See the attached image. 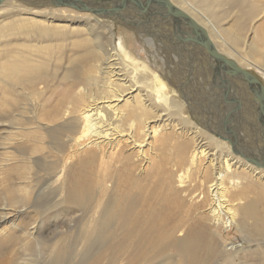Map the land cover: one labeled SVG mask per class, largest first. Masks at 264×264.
<instances>
[{
    "label": "bare ground",
    "instance_id": "obj_1",
    "mask_svg": "<svg viewBox=\"0 0 264 264\" xmlns=\"http://www.w3.org/2000/svg\"><path fill=\"white\" fill-rule=\"evenodd\" d=\"M6 1L0 246L38 248L42 223L65 213L69 229L47 247L51 264H149L173 249L193 264L200 252L205 262L223 253L228 264H243L239 255L251 252L264 264L261 113L248 109L252 121H242V137L232 123L239 122L235 110L230 121L208 111L209 133L183 114V103L166 93L167 84L127 49L112 23L68 5L34 10ZM170 1L206 29L221 54L264 72V0ZM79 3L98 7L100 0ZM160 19L149 29L178 34ZM75 22L83 24H69ZM141 23H134L140 31ZM205 60L198 65L207 73L212 65ZM232 135L239 137L235 147L226 141ZM234 228L249 242L260 237L258 244L220 240ZM7 255L0 254V264H19L18 254Z\"/></svg>",
    "mask_w": 264,
    "mask_h": 264
},
{
    "label": "rangeland",
    "instance_id": "obj_2",
    "mask_svg": "<svg viewBox=\"0 0 264 264\" xmlns=\"http://www.w3.org/2000/svg\"><path fill=\"white\" fill-rule=\"evenodd\" d=\"M15 1L17 5L19 4V5H22L23 7L30 8V9L35 8L36 10L41 9V8H48V7L55 8L56 7L55 5H52V4L44 3L41 5L40 3L38 6H34L33 3L31 2L25 3L23 0H15ZM46 2L50 3L49 1H46ZM7 4H8L7 1H5L0 6L1 7L6 6ZM67 8L73 9L77 12L79 11L74 8H70V7H67ZM79 12H81L82 14L88 13V14H91L92 16L94 15V17H97V18L99 17L102 20L101 21L102 24L112 23L115 26L116 34L124 38L127 49L130 50L137 58H140V61L145 62L148 65L149 69L152 70V72L158 74L157 82L158 83L164 82L167 84V87L165 90L166 93L172 96V98H174L176 101L183 103L184 105L183 110H182L184 112L183 114L189 117L194 122H196L200 126V128L211 133L209 129L206 127L207 124L205 125V119H207L211 113H216V112L217 114L223 113L225 114V117L228 116L226 120L230 121L229 119L234 118V116L231 117L230 115L231 111L236 109L235 113H237L238 119L240 118L241 120L239 119L238 124L234 122L232 123L237 129V134L239 136L242 135V137H245V134L243 133L244 129H242V127H244L242 125V121L243 122L247 120L252 121L251 116L247 114V112H249L248 109L252 110V108L254 107L255 113L258 114L260 112L259 111V106H260L259 99L256 97H254L253 99H249L248 96L244 94L245 93L244 91H246V89L244 88L245 86H240L241 83L239 82V80L241 81V79L233 80V78L230 76L229 78H222L218 72L213 71L214 69L213 67L210 68V71H208L207 73L206 72L204 73L203 71L204 69L202 67H199L201 66V64L198 65L199 64L198 61L205 60V59L207 60V57L200 50L198 46H195L194 44H189L188 42H185V41H180L178 37L179 36L182 37V36L179 35V32L177 34L174 31H173L174 33H169L168 31H165L164 29L160 30L159 32L155 31L152 28L149 29L148 23L151 24V23L157 22L155 18L147 22L141 23V26H145V28L144 30L140 31V29H136V27L134 26V23L136 24V21L129 20V19H133L137 15L131 18L125 17L123 20L121 18L112 19L110 17L97 15L95 13L93 14L92 12L90 13L89 11H86V12L79 11ZM73 16H80V15L73 14ZM137 18H140V17H137ZM126 22L130 24L131 26L133 25L134 28L130 27V25L127 26ZM69 24H73L74 26H81L80 24H83V23L75 22V23H69ZM143 35L144 37H142ZM157 43L159 44V46ZM160 48H162L163 50ZM161 53H162V56H167L164 58L166 59L169 58L167 60L168 62L167 61L164 62L163 59H161L162 58ZM243 69L248 70L249 72L253 73L264 84V78H263L264 72L262 71L261 68L257 66H252V67L243 68ZM209 72H210V75H209ZM211 76L215 79H213ZM215 80L217 81L219 80L216 85H214ZM232 80L236 84L235 83L233 84ZM213 86L216 88H214ZM186 88L188 90H186ZM210 96L213 97L212 100ZM218 97L220 98V100ZM229 97H231L232 101L230 100ZM208 98L212 102L209 106L207 105ZM214 98L217 100H215ZM251 100H252V105L248 106L251 104L250 103ZM230 101L232 104L230 103ZM235 101L237 102V104ZM208 111L210 114L207 113ZM239 123H241L240 127H239ZM230 125L232 124L230 123ZM233 125L230 126V128H233ZM238 129L240 131H238ZM246 131L245 133L251 134L250 130H246ZM0 133H1V130H0ZM258 140L261 141L262 145H264V135L262 134L261 136L259 135ZM226 141L230 142L228 138L226 139ZM237 143H239V139ZM65 217H66L65 213H63L57 218L51 217L50 219L43 222L44 224L42 223L41 237H40L42 243L38 248H33V250L31 251H23L24 250L23 248H12V247L0 246V254L4 256L8 254L7 257H13V255H15L16 257L18 254L19 264H51L47 247L55 244L54 242L59 238V234L61 233V231H66L69 229L68 228L69 225L66 222ZM76 223L77 222H75V224ZM4 225L5 224H2V225L0 224V230L5 227ZM75 229H77V227L74 226L73 230ZM219 229H220V232L223 230L221 228ZM222 234L223 235H221L220 240L222 241L224 240L228 245L235 243L237 247H240V244L242 243L245 247H249L251 244L256 245L258 244L256 240L260 239V237L256 236L254 237L252 242L251 241L249 242V240L245 239L246 237L244 238V234H242V232L241 233L238 232L236 228L225 230ZM220 248L222 250H225L223 246ZM176 251L177 249H173L168 254L160 256L152 260L149 264H193V261L191 260L190 257L183 258L179 256L178 254H176ZM212 260L213 261L205 262L203 252H200L198 255V264H228L227 261L225 262L223 253H221L216 259H212ZM239 261L243 262V264H249V263L261 264L263 262L260 255H257L256 253H251V252H242L239 255Z\"/></svg>",
    "mask_w": 264,
    "mask_h": 264
},
{
    "label": "water",
    "instance_id": "obj_3",
    "mask_svg": "<svg viewBox=\"0 0 264 264\" xmlns=\"http://www.w3.org/2000/svg\"><path fill=\"white\" fill-rule=\"evenodd\" d=\"M5 1L6 0H0V5ZM45 1H49L55 6L68 5L76 7L80 10H86L112 19L131 18L137 15L129 20H134L137 23L147 22L154 18H161V21L171 23L182 36L178 37L179 40L198 46L208 58L207 60L211 63L214 68L213 70L217 71L222 78H229V76L238 77L250 86L253 93L252 95L260 101L259 111L264 126V84L253 73L241 68L236 61L221 54L216 49L206 29L188 13L174 5L170 0H100V3H97L98 7L89 4H80V0ZM226 118H228V116ZM233 135L228 139L235 147L239 137L237 138V136ZM259 161L261 166L264 167V160L260 159Z\"/></svg>",
    "mask_w": 264,
    "mask_h": 264
},
{
    "label": "flooded vegetation",
    "instance_id": "obj_4",
    "mask_svg": "<svg viewBox=\"0 0 264 264\" xmlns=\"http://www.w3.org/2000/svg\"><path fill=\"white\" fill-rule=\"evenodd\" d=\"M240 119V118H239ZM241 120V119H240Z\"/></svg>",
    "mask_w": 264,
    "mask_h": 264
}]
</instances>
